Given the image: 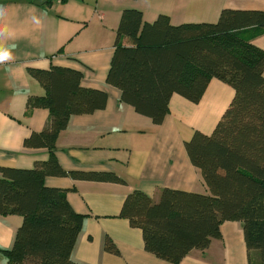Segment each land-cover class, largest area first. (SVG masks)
Listing matches in <instances>:
<instances>
[{
    "label": "trees",
    "instance_id": "1",
    "mask_svg": "<svg viewBox=\"0 0 264 264\" xmlns=\"http://www.w3.org/2000/svg\"><path fill=\"white\" fill-rule=\"evenodd\" d=\"M251 28L264 31V10L223 9L216 23L178 25L167 14L152 23L138 9L121 15L107 83L138 114L161 125L174 94L198 104L213 79L235 91L214 131H195L185 142L209 193L164 189L154 202L134 190L121 208L120 217L142 230L145 249L171 264L208 249L222 237L226 221L242 223L249 264H264V49L245 38ZM28 73L45 94L28 99L27 114L47 109L51 115L24 146L46 148L49 158L32 168L0 165V216L23 218L12 248L2 253L8 264H82L73 254L85 217L74 211L65 190L45 180L125 183L113 172L65 170L55 155L71 117L105 109L108 95L82 86L83 74L70 68ZM104 250L118 254L109 238Z\"/></svg>",
    "mask_w": 264,
    "mask_h": 264
},
{
    "label": "crops",
    "instance_id": "2",
    "mask_svg": "<svg viewBox=\"0 0 264 264\" xmlns=\"http://www.w3.org/2000/svg\"><path fill=\"white\" fill-rule=\"evenodd\" d=\"M125 9L141 10L148 23L160 14L174 25L216 23L223 9L264 10V0H0V27L7 28L4 44L12 51V59L0 64V165L32 168L49 158L46 148L24 146L32 133L45 129L51 115L47 109L27 114L28 99L45 94L28 69L60 66L81 72L82 86L107 93V106L72 116L55 155L65 170L113 172L125 183L46 178V186L65 190L74 211L85 217L73 257L82 264H171L145 249L142 230L120 217L121 208L134 190L154 202L164 189L209 193L185 142L195 131H214L235 91L213 79L198 104L174 94L161 125L123 103L107 77ZM245 38L264 49L263 30L247 29ZM22 222L21 216H0V264H8L2 250L12 248ZM221 234L180 264H249L242 223L224 222ZM106 238L118 254L104 250Z\"/></svg>",
    "mask_w": 264,
    "mask_h": 264
},
{
    "label": "clouds",
    "instance_id": "3",
    "mask_svg": "<svg viewBox=\"0 0 264 264\" xmlns=\"http://www.w3.org/2000/svg\"><path fill=\"white\" fill-rule=\"evenodd\" d=\"M7 39V28L0 27V64L12 59L10 47L5 46L4 41Z\"/></svg>",
    "mask_w": 264,
    "mask_h": 264
},
{
    "label": "rangeland",
    "instance_id": "4",
    "mask_svg": "<svg viewBox=\"0 0 264 264\" xmlns=\"http://www.w3.org/2000/svg\"><path fill=\"white\" fill-rule=\"evenodd\" d=\"M237 222V221H236Z\"/></svg>",
    "mask_w": 264,
    "mask_h": 264
}]
</instances>
